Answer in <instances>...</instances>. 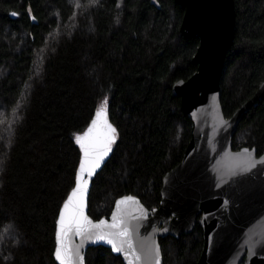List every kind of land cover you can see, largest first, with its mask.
Returning a JSON list of instances; mask_svg holds the SVG:
<instances>
[{
    "label": "trees",
    "instance_id": "16d2710c",
    "mask_svg": "<svg viewBox=\"0 0 264 264\" xmlns=\"http://www.w3.org/2000/svg\"><path fill=\"white\" fill-rule=\"evenodd\" d=\"M226 52V116L264 80V0H234ZM16 12L17 17L11 13ZM176 0H0V264H59L56 220L75 183L76 137L106 101L113 152L96 174L89 214L108 216L117 197L160 204L164 174L182 159L192 121L172 94L196 69V37L181 31ZM234 148L264 149V98L243 117ZM163 264H197L204 244L189 233L160 237ZM86 264H125L90 247Z\"/></svg>",
    "mask_w": 264,
    "mask_h": 264
},
{
    "label": "water",
    "instance_id": "95a60500",
    "mask_svg": "<svg viewBox=\"0 0 264 264\" xmlns=\"http://www.w3.org/2000/svg\"><path fill=\"white\" fill-rule=\"evenodd\" d=\"M176 2L183 9L182 33L187 38L199 39L192 58L197 69L172 86V94L180 98L182 110L192 121L191 138L183 157L164 174L157 207L149 209L138 196L124 194L116 198L108 216L95 219L89 214L92 182L110 158L114 143L90 177L87 171L80 172L83 149L79 145L81 156L75 183L56 220L54 254L59 264L58 248H62L70 264H86L87 250L99 245L121 256L125 264H163L160 237L189 233L197 223L204 237L197 264H264V149L258 154L256 147L233 146L244 115L264 98V80L232 115L226 116L221 103V77L226 52L234 41V0ZM17 15L11 13L14 18ZM100 110L78 136L88 132ZM104 118L101 117V123ZM106 119L115 128L107 111ZM78 183L86 184L83 215L100 227L85 225L86 230L80 234L75 228L62 234L59 218ZM113 223L119 227H109ZM125 228L128 237L116 235ZM99 235L105 238L97 239ZM108 240L121 251H116Z\"/></svg>",
    "mask_w": 264,
    "mask_h": 264
},
{
    "label": "snow or ice",
    "instance_id": "6c2138e0",
    "mask_svg": "<svg viewBox=\"0 0 264 264\" xmlns=\"http://www.w3.org/2000/svg\"><path fill=\"white\" fill-rule=\"evenodd\" d=\"M106 104L102 106L101 110L96 114V120L92 122V126L88 129V132L83 136H77L76 142L83 149V160L80 165V172L87 171L90 177L96 168L100 166V162L104 156L111 151V144L115 141V128L107 123L106 119ZM104 116V120L101 123V117ZM82 179V177H81ZM86 192V184L78 183L76 189L73 190L71 196L64 204L63 211L59 218L60 232L63 234L67 231L76 229L77 234L86 230L85 225H91L92 227L99 228L100 225H92L91 221L83 215L84 208V193ZM130 199V198H129ZM126 201H120L121 204ZM104 222L101 221V224ZM122 223V221H121ZM111 228L119 227V224L113 223L109 225ZM116 235L120 237H128L129 231L127 228L118 232ZM103 235L97 236V239H104ZM62 243V241H61ZM108 243H112L116 251H121L112 240H108ZM129 248H131V242L129 241ZM57 259L61 260V264H70V260L65 259L62 254V248L57 249Z\"/></svg>",
    "mask_w": 264,
    "mask_h": 264
},
{
    "label": "rangeland",
    "instance_id": "374dc122",
    "mask_svg": "<svg viewBox=\"0 0 264 264\" xmlns=\"http://www.w3.org/2000/svg\"><path fill=\"white\" fill-rule=\"evenodd\" d=\"M101 108H102V105H101Z\"/></svg>",
    "mask_w": 264,
    "mask_h": 264
}]
</instances>
